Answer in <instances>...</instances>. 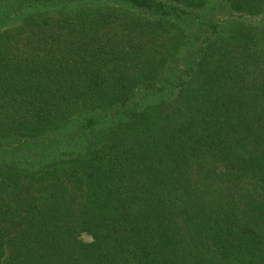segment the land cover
I'll use <instances>...</instances> for the list:
<instances>
[{
	"label": "trees",
	"instance_id": "1",
	"mask_svg": "<svg viewBox=\"0 0 264 264\" xmlns=\"http://www.w3.org/2000/svg\"><path fill=\"white\" fill-rule=\"evenodd\" d=\"M219 10L264 0H0V264H264V24Z\"/></svg>",
	"mask_w": 264,
	"mask_h": 264
},
{
	"label": "rangeland",
	"instance_id": "2",
	"mask_svg": "<svg viewBox=\"0 0 264 264\" xmlns=\"http://www.w3.org/2000/svg\"><path fill=\"white\" fill-rule=\"evenodd\" d=\"M218 12L219 13L214 17V21H218L219 28L222 31H232L233 33H236V31L241 27V24L245 22L264 24V17L250 19L248 17H241L238 15L223 14V10H219ZM80 239L84 243L91 242V238L86 234H82Z\"/></svg>",
	"mask_w": 264,
	"mask_h": 264
}]
</instances>
